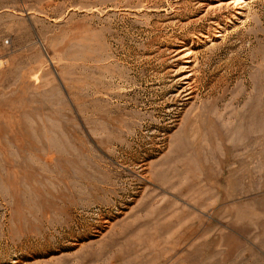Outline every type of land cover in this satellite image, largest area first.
Segmentation results:
<instances>
[{
  "label": "rangeland",
  "instance_id": "rangeland-1",
  "mask_svg": "<svg viewBox=\"0 0 264 264\" xmlns=\"http://www.w3.org/2000/svg\"><path fill=\"white\" fill-rule=\"evenodd\" d=\"M0 264H264V0H0Z\"/></svg>",
  "mask_w": 264,
  "mask_h": 264
},
{
  "label": "bare ground",
  "instance_id": "bare-ground-1",
  "mask_svg": "<svg viewBox=\"0 0 264 264\" xmlns=\"http://www.w3.org/2000/svg\"><path fill=\"white\" fill-rule=\"evenodd\" d=\"M217 36H218V35H216L215 37H217ZM185 63H188V60H186ZM183 67H185V66H183ZM186 77H187V76H185L184 79H186ZM14 263H16V261H14Z\"/></svg>",
  "mask_w": 264,
  "mask_h": 264
}]
</instances>
